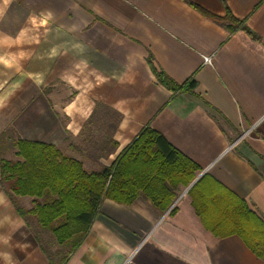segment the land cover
<instances>
[{"label": "crops", "instance_id": "obj_1", "mask_svg": "<svg viewBox=\"0 0 264 264\" xmlns=\"http://www.w3.org/2000/svg\"><path fill=\"white\" fill-rule=\"evenodd\" d=\"M227 11L253 37L213 20ZM156 73L195 87L173 93ZM145 128L198 168L165 211L143 193L103 199L60 260L51 232L15 210L34 199L13 204L0 183V264H264L206 229L189 194L202 179L210 224L235 200L264 223V0H0V159L23 140L99 173Z\"/></svg>", "mask_w": 264, "mask_h": 264}, {"label": "trees", "instance_id": "obj_2", "mask_svg": "<svg viewBox=\"0 0 264 264\" xmlns=\"http://www.w3.org/2000/svg\"><path fill=\"white\" fill-rule=\"evenodd\" d=\"M213 20L230 33L241 29L253 37L228 11L223 18ZM156 77L173 93L195 87L192 80L179 86L162 73H156ZM15 147L18 160L0 159L1 185H8L5 191L13 204L16 197L34 199L35 205L28 211L14 204L17 214L22 218L34 216L57 244L71 242L70 252L83 241L103 199L130 204L143 193L156 208L165 211L177 188L187 186L198 170L149 128L142 130L111 167L99 173H86L80 162L63 156L53 145L17 140ZM201 180L189 194L204 227L221 238L238 235L257 258L264 259V223L239 200H235L233 216L223 221L226 223H208L195 196Z\"/></svg>", "mask_w": 264, "mask_h": 264}, {"label": "rangeland", "instance_id": "obj_3", "mask_svg": "<svg viewBox=\"0 0 264 264\" xmlns=\"http://www.w3.org/2000/svg\"><path fill=\"white\" fill-rule=\"evenodd\" d=\"M12 133H14L13 131H9V136H10V138H15V136L14 135H12ZM5 150H3V152H2V156H4V157H6L7 159H9L10 161H16V160H18V158L17 157H15V148H14V145H12V144H10V145H8L6 148H4ZM62 151H63V153L65 154V151L63 150V148H60ZM2 187H3V189L4 190H7V188H8V185H6V184H3L2 185ZM70 245H71V242H67V243H65V244H63V245H59V253L61 252L62 254H59V256H60V260H61V258H62V256L65 254V252L66 251H68V249H69V247H70Z\"/></svg>", "mask_w": 264, "mask_h": 264}]
</instances>
